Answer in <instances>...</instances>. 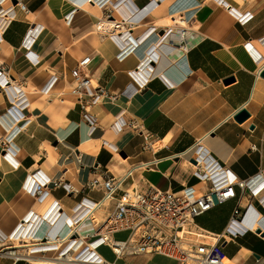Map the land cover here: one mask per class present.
Segmentation results:
<instances>
[{"label": "crops", "instance_id": "crops-1", "mask_svg": "<svg viewBox=\"0 0 264 264\" xmlns=\"http://www.w3.org/2000/svg\"><path fill=\"white\" fill-rule=\"evenodd\" d=\"M20 1L28 10L17 5L16 18L0 31L1 69L13 83L3 89L0 80V142L11 129L29 121L11 141L18 165L0 163V242L9 243V235L36 201L24 189L30 174L38 180L74 183L76 190L70 193L61 186H46L66 215H74L85 198L92 205L103 198V189L90 188L87 182L106 171L121 179L132 169L133 181L125 187L147 191L154 185L181 191L196 181L191 147L198 140L240 179L264 174V77L259 74L264 66L259 63L264 58V11L242 25L228 10L231 5L244 13L254 12L264 0H226L229 3L219 4L214 0H114L121 9L125 6L135 12L128 20L113 8V16L122 23L119 33L126 28L135 47L123 61L118 58L123 41L96 28L112 7L101 8L93 2L84 9L85 0H78L80 6L67 0ZM1 8L6 10L4 5ZM176 13L187 18L190 27H184L176 39L172 37L169 45L162 47L167 37L162 38L161 32L175 20ZM70 15L72 19L67 22ZM151 30H155L149 33L152 36L142 40ZM159 46L163 59L149 62L159 72L137 77L134 71L142 65L144 54ZM87 56L92 61L79 67L80 75L117 96L116 100L103 97L88 108L94 129L74 93L77 82L73 71ZM160 72H165V78ZM54 78L57 82L46 93ZM20 89L28 101L24 111L27 120H16L10 127L8 110L18 102ZM244 109L250 116L239 121L237 115ZM122 110L135 120V126L114 127ZM105 142L115 151L105 149ZM155 160L157 163L148 168L146 163ZM248 198L245 195L240 205L244 206ZM115 203L103 202L94 211L95 219L79 225L81 234L94 237ZM237 205L238 200L232 199L204 215L207 222H201V217L198 223L211 233L221 234ZM42 225L41 231L48 232L53 224L47 221ZM129 235L130 231L122 230L113 238L126 241ZM231 244L237 250L226 253L229 258L239 256L243 264H264V235L249 233L225 247ZM18 252L26 255L31 250L25 247ZM100 253L114 264H142V256L147 255L166 259H155L156 264H176L158 254L116 257L108 245L101 247ZM55 254L41 253L50 258ZM34 261L6 256L0 264Z\"/></svg>", "mask_w": 264, "mask_h": 264}, {"label": "built area", "instance_id": "built-area-1", "mask_svg": "<svg viewBox=\"0 0 264 264\" xmlns=\"http://www.w3.org/2000/svg\"><path fill=\"white\" fill-rule=\"evenodd\" d=\"M6 1L7 0H0V13L3 14L2 20L4 22L1 26L2 31H4L11 21L16 18L15 7L17 5L20 6L22 10H28L26 5L20 0H18L16 4H14L13 0H10L12 6L4 11L1 7ZM69 1L74 5L80 3L78 0ZM240 1L246 2L248 0ZM88 2H95V4L101 8L112 7L106 19L110 21L118 20L113 16V8L118 10L114 5V0H88ZM124 9L122 10L127 13L126 18H128V20L129 18L135 17L134 15L132 17V14L135 12L131 13L127 11L125 6ZM262 11H264V3L254 12H245L241 17L232 13L238 17V21L242 25H245ZM72 16L68 18L69 21H71ZM167 28L162 38L172 33V28L170 26ZM115 31H118V33H112L111 36L115 40L118 38L123 41V44L119 43L122 49L118 55L119 60L123 61L126 59L125 53L133 52L135 47L130 44V34H125L123 31L119 33L120 30L118 27L113 30V32ZM154 31L155 30L152 32ZM35 33L34 31L33 35H36ZM181 34L183 35L184 32ZM262 41L264 43L263 39ZM91 61V57H85L79 62L78 68L73 72L77 82L74 93L78 95L82 109L85 110V119L91 122V127L94 129L95 127L92 126V118L87 112L88 108L97 104L103 97L107 96L116 100L117 96L107 93L104 87L94 86L90 79L80 75L79 67H86ZM259 63L264 64L263 57L259 60ZM141 67L142 65H140L139 68ZM263 70L264 66L259 70V74H261ZM0 80H3V89H8L13 85L11 77L8 76L5 70L1 69V62ZM56 82L57 78H54L45 92L48 93ZM17 95L18 102H16V100L15 103H12L8 113L10 112L11 118L20 123L21 121L27 120L24 111L28 106V101L25 97V93L21 89L18 91ZM28 121L26 123L23 122L24 124L21 127L16 126L13 128V137L10 138L7 135L5 136L4 140L0 142V149L2 152L8 150L11 152L13 150L11 141L15 135L22 131ZM135 123L134 119L127 116V111L122 110L116 116L114 127L121 130L125 126H135ZM148 137L149 134L146 135V140ZM112 146L113 145L110 143H104L105 149L111 153L115 151V148ZM191 150L193 152L192 160L194 161L192 162L194 167L193 177L196 178V181L189 183L181 191L173 189L163 190L154 185L150 186L147 191L125 187L126 183L131 184L129 177L132 169L121 179H117L115 176L109 174L108 171L92 178L87 182V186L90 188L101 187L104 193L103 198L94 205H92L90 201H87L86 198L83 199L74 209V215H72L73 225L71 226L68 225V215L62 210V205L54 198V195L46 186H61L70 193L76 190L74 183L72 181L64 182L53 179L38 180V178H35L36 175H29L27 178L28 180L24 184V189L27 193L36 198L32 211H35L36 206H40L42 210L49 204L47 214L52 218L55 217L56 221L61 222V224L54 229L53 233H51L52 227H55L54 222H58H51L47 218L43 219L39 215L40 213L36 215L34 213V216L37 218L33 220V222L37 221L38 230L43 229L42 223L47 222L44 220H48L53 225L48 232H43L44 234L40 236L39 240L35 238L32 239L40 243L41 247L39 250H41V253L50 252V236L55 240L62 241L60 248L56 251L55 258L62 260L67 257L68 253L74 252V259H76L77 263L100 262L102 264H114L92 249L91 246H93L94 243H98L96 248L108 245L117 256L158 254L175 261L176 264H243L235 258H229L224 251V247L227 243L244 237L249 233H258L260 236L264 235V174L260 173L247 180L240 179L233 171L223 167L203 146L201 140H198L191 147ZM156 163L157 160L146 164L148 168H151ZM245 195H249V198L246 199L245 205L241 206L240 201H242ZM232 199H237L238 205L235 207L226 229L221 234H212L215 236L212 237L210 235L211 232L199 225L198 219L209 213L215 207ZM108 200H116L115 208L109 213L107 218L99 224L94 237L90 236V234H81L78 228L79 225L95 219L94 211L103 202ZM39 210H37V212ZM24 222H26V220H24ZM256 222L259 223V225L254 229L252 225ZM122 230L130 231L129 238L126 241L114 239L113 234ZM11 239L10 236L9 244L0 247V259L8 256L6 254L11 251L18 252L19 248L12 246L15 242ZM74 245L77 246L76 249H73ZM68 246H71V249L67 250ZM10 257L15 258L14 256ZM66 264H74V262L68 261Z\"/></svg>", "mask_w": 264, "mask_h": 264}, {"label": "bare ground", "instance_id": "bare-ground-1", "mask_svg": "<svg viewBox=\"0 0 264 264\" xmlns=\"http://www.w3.org/2000/svg\"><path fill=\"white\" fill-rule=\"evenodd\" d=\"M192 2V0H190ZM214 1H217L218 4L219 3H222L223 1L226 2V3H229L228 1L226 0H214ZM67 2L69 3L70 1L67 0ZM85 4L82 6L84 9L87 8L89 6V2L88 0H85ZM4 7L6 10H8L12 5H11V1L10 0H7L6 2H4ZM10 6L9 8L7 6ZM80 6V3L78 4ZM115 7H117L118 10H115V12L117 13V15L119 16H124V15H127L126 12H123V10L121 9V5L118 2H115L114 3ZM228 7H230L228 10L233 12L235 15H237L238 17H241L242 15H244L245 13L242 12V11H239V9H237L236 7H232L231 8V5H228ZM5 10V11H6ZM4 12V11H3ZM2 17H3V14L0 13V31L2 32L1 30V26L2 24L4 23L3 20H2ZM71 17V16H70ZM119 18V17H118ZM67 22H69V20H67ZM176 22H178V24L180 23L181 27H177L176 26ZM169 26L172 28V33L169 34L167 36V38L165 39L164 43L162 44V47L165 46V45H169V41L172 39V37H174L175 39L178 37V34L181 32V30L185 27V28H189V23H188V20L187 18L185 17H180V15L178 13H176V18L175 20H170L169 22ZM117 27L119 28H122V23L121 21L118 19V20H115V21H110L108 19H102L100 22L97 23V26L96 28L99 29V31H102V32H105V31H109L111 33H115L113 32V30L117 29ZM168 29V28H167ZM123 30L125 31L124 33L127 34V29L126 28H123ZM34 30H32L33 32ZM153 30H151L150 32H148L147 34H144L142 36V40H144L145 42L152 36L149 35V33H152ZM130 34V33H128ZM147 35V36H146ZM147 37V38H146ZM157 47V46H156ZM148 51H150L149 53L147 54H144L143 56V63H142V67L141 68H138L136 71H134L135 75L137 77H142V76H145L146 74L153 76L155 73H158L159 72V69H157V67L153 66L151 63L152 60L159 63L161 62V60L163 59V54H162V51L160 49V46L158 48H156V50H153L152 48ZM133 52H127L125 53L126 55V58L129 57ZM160 74L162 75L163 78H165V72H160ZM9 123V126L12 127L13 125H16V121H14L13 118H11L10 115H8V120H7ZM14 121V122H13ZM13 122V124H12ZM15 123V124H14ZM9 127V128H10ZM15 127V126H14ZM13 129H11V132L7 135L8 137H13L14 136V133L12 132ZM8 150V149H6ZM7 154H3L2 150L0 149V163L2 166H7L9 163L15 167L18 165V161H16L15 157L12 156V152H10L9 150L6 151ZM32 175V174H30ZM37 178V177H35ZM133 178L130 177V180H132ZM133 181V180H132ZM41 205V204H40ZM34 206V205H33ZM96 208V207H95ZM40 206H36V209L35 211H32V209H29L25 215H23V218L21 221L18 222L17 226L15 227L14 231L9 235V237L11 236V240H14L15 243H13L14 245L12 246H15L17 248L19 247H26V248H30L31 252L29 254H22V253H19V252H15V251H11L10 253H7L6 255L8 256H14L15 258H25L27 260H36V261H44L48 264H66L68 261H73L74 264H98L100 262H94V263H90V262H87V263H77L76 259H74V252H70L67 254V257L66 258H63L62 260H58L56 258H50V257H46L44 255H41V250H39V248L41 247L40 243L39 242H36V240L34 241L32 238H35L37 240L40 239V236L43 233V231L38 230V224H37V221L35 222H29V221H33V220H36V216H34V213L35 215L37 213H40L39 215L43 218V219H49L51 222L53 221H56L55 220V217H51L47 214L48 210H49V204L46 205L42 210L40 209ZM37 210H39L37 212ZM26 219V222H24V220ZM44 221H48V220H44ZM43 222V221H42ZM58 223H55V227L53 226L52 229H51V233H53L54 229H56L60 224L61 222L60 221H56ZM67 222L69 223L68 225L71 226L73 225V220H72V215H68V218H67ZM43 224V223H42ZM259 225V223H254V225H252L254 227V229H256V227ZM68 227V226H67ZM34 233V234H33ZM214 233H210V235L212 237H215L214 235H212ZM85 235V234H83ZM50 238V241L49 242V246H50V249L49 251L50 252H56L57 249L60 248V244L62 241H59V240H55L53 237H49ZM12 243V242H11ZM9 243H3V242H0V247H4L5 245H8ZM98 246V243H94L92 247V249L95 250V252L99 255H101L100 253V248H96ZM77 246L74 245L73 246V249H76ZM71 249V246H68L67 247V250ZM40 254V255H39ZM38 255V256H37ZM102 257V256H100ZM142 261H144L143 264H156L154 262L155 258L153 259L152 257L150 256H142ZM239 256L238 258H236L237 261H240L242 262L243 260L240 259ZM102 264V263H100Z\"/></svg>", "mask_w": 264, "mask_h": 264}, {"label": "rangeland", "instance_id": "rangeland-1", "mask_svg": "<svg viewBox=\"0 0 264 264\" xmlns=\"http://www.w3.org/2000/svg\"><path fill=\"white\" fill-rule=\"evenodd\" d=\"M1 167V166H0ZM2 168V167H1ZM2 170V169H1ZM1 170H0V172H1ZM200 221L201 222H207L208 221V217H203V218H201L200 219ZM234 242V241H233ZM232 243V242H231ZM19 249H25V247L23 246H21V247H19ZM236 250H237V247L234 245V244H231V245H228V246H226L225 248H224V251H225V253H227V254H230V253H234V252H236ZM53 254H55L54 252H52ZM40 255V254H39ZM56 255V254H55ZM54 255V256H55ZM114 256H116L117 257V255H114ZM150 257H152L153 259L155 258V259H163V260H166L165 258H162V257H158V256H150ZM132 258H128L127 259V261L128 262H132ZM170 264H174L173 262H171V261H168ZM34 263L35 264H46V262H44V261H34ZM119 263V262H118ZM144 263V261H142V264Z\"/></svg>", "mask_w": 264, "mask_h": 264}, {"label": "water", "instance_id": "water-1", "mask_svg": "<svg viewBox=\"0 0 264 264\" xmlns=\"http://www.w3.org/2000/svg\"><path fill=\"white\" fill-rule=\"evenodd\" d=\"M15 4L18 2L17 0H14L13 1ZM161 34H163V32H161ZM261 75L264 77V70L263 72L261 73ZM250 116V113L248 112V110L244 109L242 110L238 115H237V119L239 121H244L246 120L247 118H249ZM3 154H6V151H3ZM194 162V161H193Z\"/></svg>", "mask_w": 264, "mask_h": 264}, {"label": "clouds", "instance_id": "clouds-1", "mask_svg": "<svg viewBox=\"0 0 264 264\" xmlns=\"http://www.w3.org/2000/svg\"><path fill=\"white\" fill-rule=\"evenodd\" d=\"M125 16V15H124Z\"/></svg>", "mask_w": 264, "mask_h": 264}]
</instances>
